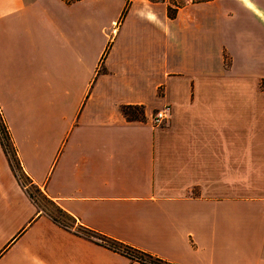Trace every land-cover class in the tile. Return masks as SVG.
Listing matches in <instances>:
<instances>
[{"label": "crops", "instance_id": "0c3cea01", "mask_svg": "<svg viewBox=\"0 0 264 264\" xmlns=\"http://www.w3.org/2000/svg\"><path fill=\"white\" fill-rule=\"evenodd\" d=\"M127 3L0 0L24 172L74 227L173 264H264V0ZM0 264L144 263L42 213L0 137Z\"/></svg>", "mask_w": 264, "mask_h": 264}, {"label": "trees", "instance_id": "16d2710c", "mask_svg": "<svg viewBox=\"0 0 264 264\" xmlns=\"http://www.w3.org/2000/svg\"><path fill=\"white\" fill-rule=\"evenodd\" d=\"M68 3L74 2V1H78V0H65ZM203 1H207V0H203ZM131 0H128L127 6H129ZM182 7L181 5L177 4L176 6H172L171 3H168V14L170 17H175L176 16V12L178 11V9ZM127 12V8L123 13V16L126 14ZM264 83H262V88H264L263 86ZM122 112L123 114L126 116V118L128 120H144L145 119V112H144V107L140 106V105H124L122 107ZM0 137H1V141H2V145L4 147V150L9 158L10 164L12 166V169L15 173V175L17 176V178L19 179V181L22 183V185L24 187H26V191L28 193V195L30 196V198L34 201V203H36V205L38 206L39 210L42 211V213L48 215L50 218H52L55 222L61 224L62 226L68 228V229H73L76 228L77 231H75L76 233L87 237V238H92V236H98L100 238H102L105 243L103 245L114 249L116 251L121 252L122 254L128 256L131 260L133 261H139L142 262L144 264H173V263H169L167 261H164L163 259H160L158 257H155L151 254H148L144 251H141L139 249H136L134 247H131L129 245H126L118 240L112 239L110 237H107L105 235H102L90 228L84 227L82 225L78 226V227H74L69 225L68 223H66V221L63 219L67 218L69 220H72L75 224L76 219L70 215L67 211H65L63 208H61L59 205H57L53 200H51L50 198L47 197V195L44 194V192L41 190V188L34 184L32 182V180L26 175V173L23 170V167L21 165V162L18 158L15 146L12 142V138L10 135V131L8 129L7 124L5 123L4 117L2 115V113L0 114ZM22 174L30 181V184L35 188V190L42 194L50 203H52L59 215H55L53 212H49L46 211L42 208V206L40 205V203L38 202V200L36 199L35 195L33 194V192H31L28 188L27 185L24 183L23 179H22Z\"/></svg>", "mask_w": 264, "mask_h": 264}, {"label": "rangeland", "instance_id": "374dc122", "mask_svg": "<svg viewBox=\"0 0 264 264\" xmlns=\"http://www.w3.org/2000/svg\"><path fill=\"white\" fill-rule=\"evenodd\" d=\"M168 3H171L172 6H176L177 4L183 6L189 3H196V2H201L203 0H167ZM264 86V84H263ZM22 179L24 181V183L27 185V188L33 192V194L35 195L36 199L38 200V202L40 203V205L42 206V208L46 211L49 212H53L55 215H59L56 207L50 203L42 194L38 193L35 188L30 184V181L22 174ZM63 219L66 221V223H68L69 225L73 226L74 222L72 220H69L67 218ZM102 244V243H101Z\"/></svg>", "mask_w": 264, "mask_h": 264}, {"label": "built area", "instance_id": "2783aa9c", "mask_svg": "<svg viewBox=\"0 0 264 264\" xmlns=\"http://www.w3.org/2000/svg\"><path fill=\"white\" fill-rule=\"evenodd\" d=\"M169 111H170L169 106L165 107L164 109H161V110L156 111V112L152 115V124H153L154 126H156V127H161V126H163V125L167 122V120H168V118H169ZM1 113H2V112H1V109H0V114H1ZM73 229H74L75 231H77L76 228H73ZM91 239L95 240V241L98 242V243H102V244L105 243V241H104L102 238L98 237V236H92Z\"/></svg>", "mask_w": 264, "mask_h": 264}]
</instances>
